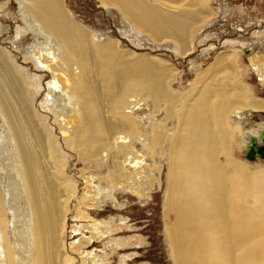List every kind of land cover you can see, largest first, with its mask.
<instances>
[{
	"label": "bare ground",
	"instance_id": "6f19581e",
	"mask_svg": "<svg viewBox=\"0 0 264 264\" xmlns=\"http://www.w3.org/2000/svg\"><path fill=\"white\" fill-rule=\"evenodd\" d=\"M15 1L21 22L16 36L33 39L23 60L50 76L47 100L64 146L93 169L111 172L90 173L91 180L87 175L81 181L92 184L94 179L97 191L87 188L89 196L80 197L65 171L67 158L58 138L34 107L39 78L27 77L0 49V264H73L68 229L94 234L85 245L103 235L110 248L125 246L119 238L113 241L107 221H92L88 210L104 203L101 194L111 197L125 183L144 196L159 182L153 172L160 174L164 159L165 235L173 264H264V167L251 170L244 161L261 158L240 161L235 156L246 148L247 134L264 130V124L243 129L235 122L242 120L240 111H262L264 101L241 80L247 69L240 51L219 54L205 69L194 67L192 82L181 91L174 88L181 84L173 64L121 50L110 37L98 39L73 19L66 0ZM97 2L118 11L153 42L174 46L182 59L216 15L212 0ZM248 61L264 84V56ZM140 109L147 111L146 125L136 115ZM135 142L147 151H138ZM71 203L73 219L87 223L84 228L68 226ZM106 254L81 251L77 262L101 264Z\"/></svg>",
	"mask_w": 264,
	"mask_h": 264
},
{
	"label": "rangeland",
	"instance_id": "374dc122",
	"mask_svg": "<svg viewBox=\"0 0 264 264\" xmlns=\"http://www.w3.org/2000/svg\"><path fill=\"white\" fill-rule=\"evenodd\" d=\"M212 1V6L216 11V15L206 23L208 26H205L203 31L199 34L196 43L197 46L194 48L193 52L184 59L176 57L174 46L168 43L157 44L153 42L147 36L132 28L115 9L111 8L109 10L101 8L97 0H66V7L70 11L73 19L87 30L93 32L98 39L101 40L104 37H110L119 42L121 50L142 52L146 56L158 57L163 61L173 64L180 71L179 79L181 84L180 86L175 85L174 88L181 89V91L182 88L187 89L189 82H192L195 76L194 67L196 68L199 66L201 70L205 69L219 54L228 52V50L232 49L239 50L241 54V63L245 69H247L241 80L257 98L264 101V84L256 77L253 67L250 66L248 61L252 56H264V1ZM2 3L7 4L0 9V26L3 28L0 31V49L5 55L8 54L16 65L26 71L27 77L34 76L39 78L40 82L38 83H40V86H38L37 89L34 88L36 91V95L33 97L34 107L36 109L39 108L40 114L46 118V123L51 128L53 136L58 138V144L61 145L63 157L65 156L67 158L65 171L69 173V177L75 181L79 191H81V194L79 193L80 197L84 195L88 197L89 191L87 188L90 192H93V188L96 189L97 181L93 179L91 181L93 183H87L88 187H86L87 184H83V179L88 175L86 178L91 180V174L101 173L102 176H104L111 171L106 167L101 171L93 169L87 161L85 162L82 158L77 157L76 153L64 146L60 136L61 134H59V130L52 120V106L49 100H47L49 97L46 92H48L49 87L46 88V86L49 84L50 76L44 70L37 68L36 63L23 60L25 57V50L28 48L29 44L32 43L33 39L30 34L16 36V27H21L16 1L0 0V5ZM255 8L257 9L255 10ZM241 9H245L246 11ZM146 113L147 111L145 109H140L136 113L138 117L140 116L145 125L147 124ZM240 114L242 117L241 121L236 120L234 116L233 120L239 122L241 127L243 126V129H253L257 124H264V110L256 113L255 111L250 112L249 110H241ZM159 116L158 119H161L162 116ZM254 116L258 117V120L254 119ZM172 125L173 122L170 124V127ZM243 139L244 141L246 140L245 137ZM137 143L139 142H135L136 149L143 152L142 149H144V146L140 143L138 145ZM244 151L245 144L242 150L235 151V156L238 160L244 161L242 159ZM145 154L146 165H148L151 160L147 152H144V155ZM219 160L223 162L222 157L219 158ZM113 162L114 160H112V158L108 160L109 165H112ZM162 162L161 164L163 166L160 174L153 172V174H157L156 176L154 175V177H159H157L159 182H156V185L144 196L139 197L137 194H134V192L132 193V190L126 186L125 183L118 186L117 191L112 190L113 194L111 197L105 198V192L101 194L104 203L100 206H90L88 210V215L91 217L92 221H107L109 224L106 227L109 228L111 225L110 229L114 232H110L113 241H117L119 238L125 243V246L116 247L117 249L113 247L112 249L110 248V243L105 242V240V244L102 242V239L106 236L101 234V240L99 237H96L93 240L94 242L92 241L90 244L87 242L88 244L85 245V240H87L88 237H94V234L90 233L87 229L85 230L84 225H87V223L74 220V212H72L71 209H73L75 205L71 203L69 211L70 223L68 226L72 225L71 227H73L76 225L80 227V225H83L84 228L81 229V231L68 229L66 232L67 235L65 239L68 247L67 250L69 251L71 249L70 254L74 257L73 264H79L77 262V257L80 256L81 251L84 252L89 250L95 254V257L96 254L100 255L102 251L107 253L106 261H103L104 263L102 262L101 264H173L170 256L169 243L165 235L164 221V198L167 190L168 171L166 159ZM244 162L249 165L251 170L264 167V159L252 163L248 161ZM143 176L144 175H142V178ZM147 177H150L149 169ZM105 185L107 186L106 182L102 181V186L105 187ZM141 186L146 187L144 183H142ZM146 188L149 190V187ZM96 191L97 190L94 192ZM141 191L143 193L146 190L142 189ZM114 229L115 231H113ZM79 239L80 242L82 241L83 243V245H81V250L75 249L73 251V247L76 246L77 248L80 243L78 241ZM75 241L79 243L77 244ZM99 241L101 242L99 243ZM69 242H72L73 245L72 243L69 244Z\"/></svg>",
	"mask_w": 264,
	"mask_h": 264
},
{
	"label": "water",
	"instance_id": "95a60500",
	"mask_svg": "<svg viewBox=\"0 0 264 264\" xmlns=\"http://www.w3.org/2000/svg\"><path fill=\"white\" fill-rule=\"evenodd\" d=\"M257 120V117L254 116ZM247 145L242 157L249 161H255L257 158L264 159V130L259 131L258 135H246Z\"/></svg>",
	"mask_w": 264,
	"mask_h": 264
}]
</instances>
